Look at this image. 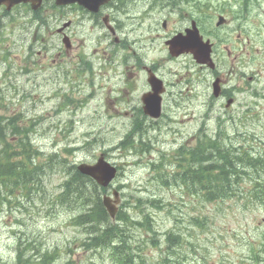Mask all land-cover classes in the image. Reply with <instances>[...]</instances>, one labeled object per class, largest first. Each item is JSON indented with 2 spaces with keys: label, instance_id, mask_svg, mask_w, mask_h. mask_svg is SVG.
I'll return each mask as SVG.
<instances>
[{
  "label": "rangeland",
  "instance_id": "374dc122",
  "mask_svg": "<svg viewBox=\"0 0 264 264\" xmlns=\"http://www.w3.org/2000/svg\"><path fill=\"white\" fill-rule=\"evenodd\" d=\"M197 1L190 0V6ZM221 1L226 25L218 27L217 17H202L189 6V18L169 22L165 31L160 20L140 19L137 28L133 22L123 24L118 34L127 44L123 50L106 31L90 28L92 22L76 21L75 49L70 55L60 48L55 23L42 27L22 8L9 14L0 10V126L9 130L0 139V159L4 154L22 159L17 154L22 153V141H27L35 153L33 165L44 155V159L52 157L50 167H56L53 175L47 169L36 174L32 192L37 194L18 191L8 201L0 199V264H16L20 242L24 260L33 263L31 258L43 260L37 256L40 253L51 264L132 263L126 259H133V264H251L254 258L264 264V206L248 202L246 188H234L232 199L214 204L203 203L197 187L181 188L187 183L180 180V152L194 148L199 138L223 139L234 144V155L245 154L252 161L251 149L260 147L264 158V72L258 82L241 77L264 66V0H240L236 5ZM130 16L142 15L137 11ZM191 19L229 49L230 55L222 52L226 63L217 71L235 96L231 108L226 109L225 99L213 98V72L199 71L191 60L163 65L177 61L168 55L165 41L188 28ZM154 48L160 51L151 53ZM143 65L154 73L160 70L167 84L157 120L140 112L147 87V77L140 71ZM239 88L244 91L237 93ZM67 98L72 104H66ZM247 110L251 126H239ZM18 131L25 133H14ZM84 146L68 157L66 149ZM104 151L123 169L114 183L121 190V213L134 223L141 218L147 227L131 230V250H122L120 260L111 247L79 245L88 237L87 229L75 226L76 213L60 208L52 197L63 181L58 167L95 162ZM255 163L259 173L241 178L249 185L254 179L264 184V162ZM193 191L199 195L194 197ZM195 218L200 226L194 224ZM179 233L183 244L174 251L165 239Z\"/></svg>",
  "mask_w": 264,
  "mask_h": 264
},
{
  "label": "trees",
  "instance_id": "16d2710c",
  "mask_svg": "<svg viewBox=\"0 0 264 264\" xmlns=\"http://www.w3.org/2000/svg\"><path fill=\"white\" fill-rule=\"evenodd\" d=\"M8 132L9 130L0 126V139L8 136ZM14 133L22 135L25 132L18 131ZM25 136V139H28L27 135ZM22 142L23 144L20 145L22 153H19L24 158L22 161L16 162L12 156L7 154H4L5 156L0 159V193L4 192V196H0L2 200L8 201V197L18 191L31 194L36 186L35 182H32L33 174L42 170L43 166L47 167V170L50 168L52 157L45 159L47 163H44V165H33L32 156L35 153L31 150L29 142ZM237 150L243 153L246 151L244 148H237ZM180 153L183 156V159L178 163L179 172H182L180 180L188 184L182 185L185 188L189 185L197 187L203 193V203L225 202L234 196V188L238 190L239 186H243L247 189L245 195L248 196V199L250 198L254 202L264 206V184L260 182L254 183L256 180H253L252 183L250 180L251 185H249V182L241 178V175L249 176L248 173L251 171L259 173L255 163L259 161L256 159L252 158L253 162L245 154L236 156L233 154L232 147H227L223 143L209 138L201 139L199 144L192 150H189L188 153H184V151ZM74 170L75 168L73 167L68 170L72 172L69 179L65 182L66 195H63L58 201L59 206L76 213L77 216L74 219V224L83 227V230L87 229L86 234L88 237L81 245L90 249L102 250L111 247L115 251L117 260H120L118 255L122 250H131V230L137 228L146 229V225L141 223V218H138L139 223H134L129 216L122 213L116 217L115 223L112 222L101 203L97 184L92 179ZM193 193L192 195L195 197L199 195V193L196 194L194 191ZM78 211L82 212V214ZM194 221V224L200 226L199 218H195ZM153 232L157 234L155 231ZM180 235L181 233L177 236L171 234L166 236V243L174 251L183 244ZM156 241L159 242V239L156 238ZM18 245L19 254L16 264H51L48 256H41L40 253L37 256H40L39 258L43 257L42 261L39 260L37 262L31 258L34 263L31 261L26 262V259L24 260L26 256L23 255L24 244L20 242ZM30 245V243H26L25 246L30 247ZM261 246H264V237ZM29 247H26V252L30 250ZM131 260V264H133L135 262L133 259H126V262L128 263ZM251 264H259V262L252 261Z\"/></svg>",
  "mask_w": 264,
  "mask_h": 264
},
{
  "label": "flooded vegetation",
  "instance_id": "af4514ba",
  "mask_svg": "<svg viewBox=\"0 0 264 264\" xmlns=\"http://www.w3.org/2000/svg\"><path fill=\"white\" fill-rule=\"evenodd\" d=\"M136 10L141 13L142 16L153 20V21H162L163 27L167 28V24L169 22H176V21H182L186 20L190 16V10L191 12H196L200 16L204 17H210L211 20L215 19L216 17L221 16V5L224 4L221 0H203V3H201V0L194 2L190 6V0H134ZM229 4L236 5L240 0H229ZM122 0H112L107 7H105L102 10V13H107L110 8L118 7L122 4ZM166 4L172 9L169 10V7L166 6ZM190 6V10H189ZM25 9L27 8L28 11H30V14H32L33 19L39 23L41 26H49L50 22H53L57 25L55 28V34H60L63 37H69L70 36V30L75 24L74 17L76 15V11L80 9L77 5H71V6H57L56 0H44L42 8L40 12H35L31 9V4H27L24 6ZM204 11H206V14H203ZM101 13V10L100 12ZM97 13V14H99ZM124 13V12H123ZM122 13V15H123ZM90 18L87 19H99L94 14L90 15ZM173 21H170V20ZM198 22L195 19H191V23ZM65 26L66 29L62 30ZM200 27V26H198ZM62 30V31H61ZM52 34V32H50ZM71 42V50H73L75 47ZM213 42V41H212ZM215 43V42H213ZM215 46V44H214ZM69 50V51H71ZM224 90V86H223ZM225 91H222V96L220 98H225Z\"/></svg>",
  "mask_w": 264,
  "mask_h": 264
},
{
  "label": "water",
  "instance_id": "95a60500",
  "mask_svg": "<svg viewBox=\"0 0 264 264\" xmlns=\"http://www.w3.org/2000/svg\"><path fill=\"white\" fill-rule=\"evenodd\" d=\"M27 1H30V0H0V5L5 4L8 9H11L14 5L19 4L21 2H27ZM32 1H36V0H32ZM41 1L42 0H37V2H41ZM188 41H191V40H188ZM185 47L186 48L192 47V45L187 44ZM206 57L209 58V55L206 54ZM206 57L202 58V60L200 61L206 62L207 61ZM152 84L154 87L156 86L154 81H152ZM143 102L145 103L144 111L147 115H150L154 118H158L160 116L161 103H160L159 97H156V96H152L149 98L144 97ZM79 169L83 174L93 177L95 180H97L100 184L104 186H107L109 184V182L114 178L115 173H116L115 169L111 168L108 164L104 163L102 160H100L99 164H97L96 166H81ZM105 204L111 216L114 217L115 216L114 206H111L112 208H110L106 202Z\"/></svg>",
  "mask_w": 264,
  "mask_h": 264
},
{
  "label": "bare ground",
  "instance_id": "6f19581e",
  "mask_svg": "<svg viewBox=\"0 0 264 264\" xmlns=\"http://www.w3.org/2000/svg\"><path fill=\"white\" fill-rule=\"evenodd\" d=\"M230 119H231V118H230ZM247 170H250V169H247ZM251 172H252V171H251ZM251 172H250L249 174H251ZM249 174H248V175H249ZM252 175H253V172H252ZM254 180H257V179H254Z\"/></svg>",
  "mask_w": 264,
  "mask_h": 264
}]
</instances>
